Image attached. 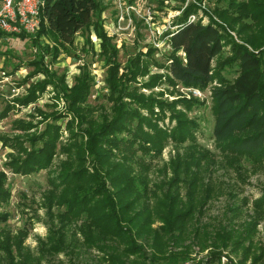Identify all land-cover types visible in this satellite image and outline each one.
<instances>
[{
  "label": "rangeland",
  "instance_id": "rangeland-1",
  "mask_svg": "<svg viewBox=\"0 0 264 264\" xmlns=\"http://www.w3.org/2000/svg\"><path fill=\"white\" fill-rule=\"evenodd\" d=\"M99 2L103 10L97 22L113 36L117 49L111 59L100 53L91 26L77 31L71 44L50 32L25 38L0 34V185L7 192L0 196V264H264V212L255 207L264 193V157L257 162L219 153L211 135L210 89L236 75L225 62L227 47L211 61L212 78L202 89L179 83L145 89L139 84L147 75L131 72L125 78L133 66L130 60L148 46L156 48L149 55L153 61H164L169 48L160 33L189 2L196 6L193 20H214L226 40L259 55L264 49V0ZM111 64L117 65L115 77ZM154 72L150 67L148 74ZM79 84L85 90L74 95ZM134 88L145 97L162 91L156 98L174 102L175 111L197 124L193 148L196 144L199 155L186 158L190 164L185 168L187 143L166 140L158 154L136 152L146 165L127 176L131 190L120 203L134 190L139 199L130 200L109 223L117 235L97 234L87 220V204L71 207L66 183L60 180L81 166L88 174L97 173L94 183L111 196L124 184L123 179L110 184L104 172L112 161L98 164L88 145L99 149L93 131L111 119L113 99L129 101L127 93ZM30 91L34 99L22 103ZM168 120L165 112L157 126L169 131L174 121ZM113 137L127 136L121 132ZM45 145L51 147L48 152ZM36 155L47 159L38 165ZM29 158L33 168L26 171L20 166ZM12 159L19 161L18 170ZM175 173L177 183L169 184ZM85 182L89 188L79 196L94 186ZM142 205L152 215L141 229L135 213ZM179 212L183 215L175 222Z\"/></svg>",
  "mask_w": 264,
  "mask_h": 264
},
{
  "label": "trees",
  "instance_id": "trees-1",
  "mask_svg": "<svg viewBox=\"0 0 264 264\" xmlns=\"http://www.w3.org/2000/svg\"><path fill=\"white\" fill-rule=\"evenodd\" d=\"M102 10L103 6L99 0H43L38 14L39 27L34 37L50 32L54 33L63 44H71L77 31L91 26V30L99 39L100 53L107 54V57L111 59L117 49L112 42L113 36L107 35L102 25L97 22ZM179 10L175 18L170 21L169 26L173 28H166L160 33L169 48L164 61L162 63L153 61L149 55L155 52L156 48L148 46L144 51H137L130 60L133 66L126 73L125 78L131 72L139 76L147 75L146 80L139 84L140 88L145 89L166 83H179L183 86L202 89L212 78L211 61L227 47L230 54L228 61L225 62L233 68L236 75L233 78L222 79L217 86L210 89L213 104L211 131L213 145L219 153L235 158L247 156L253 161H260L264 157V49L259 55H254L243 44L226 40L214 20L208 19L205 24L201 23L200 19L188 21V17L195 13V2H189ZM93 16H95L94 19ZM140 22L144 24L143 18ZM9 36L29 37L25 34ZM245 41L254 45L252 39L245 38ZM111 67L115 77L117 65L111 64ZM150 67H155L158 72L148 74ZM107 83L114 85L110 80ZM81 89H84V86L79 84L74 95ZM161 93L162 91L145 97L134 88L127 93L129 101L124 102L114 98L111 119L100 124L93 131L99 142V149H94L96 145L93 144L88 145V149L95 150L98 164L103 163V160L112 161L111 166L104 172L110 184L113 185L115 181L123 179L124 184L116 190L115 197L94 183L97 178L93 175L97 173L88 174L81 166L67 171L61 177L60 182L66 183L68 203L72 204L71 207L77 206V202L87 204V220L91 222L92 231L97 234L117 235L114 231L115 227L110 228L109 223H114V215L125 204L130 200L136 202L139 199L138 193L134 190V195L130 199L120 203L122 196L131 190L128 186L130 178L127 176L130 173L140 172L138 165L140 167L146 165L145 159H138L136 152L158 154L166 140L177 145L187 143L188 148L185 153L189 151V154L186 157L184 153L179 154V157L184 155L182 163L185 168L189 166V160L194 158V153L195 159L199 155L196 144L195 150L193 148L196 142L193 131L196 130L197 124L187 119L183 113L175 111L174 102L156 98L161 96ZM34 97L30 91L22 103L33 100ZM184 106L189 107L188 104ZM165 112L168 113V122L174 121V126L169 131H167L168 127L162 125V128H159L156 123L157 120L164 118ZM121 132L126 133L127 137L124 139L113 137ZM48 135L51 136L52 133ZM101 144L104 147H101ZM50 148V145H45L43 150L48 152ZM45 156L48 157L49 154ZM47 157L42 159L36 155L35 163L39 165L45 162ZM130 162L137 167L132 168ZM31 163L29 158L24 160L21 166L17 159H12L10 164L15 170H18L20 166L29 171L33 168ZM195 167H198L196 160ZM178 174H174L169 184L177 183ZM0 177H2L1 174ZM85 181L92 182L94 186L79 196L82 189L89 188ZM6 195V190L0 185V196ZM255 207L264 212V193L255 202ZM139 210L135 213L137 225L141 229L147 228L152 214L144 208V205ZM182 215L183 212L177 213L174 221L179 222ZM115 224L118 226V221Z\"/></svg>",
  "mask_w": 264,
  "mask_h": 264
},
{
  "label": "built area",
  "instance_id": "built-area-1",
  "mask_svg": "<svg viewBox=\"0 0 264 264\" xmlns=\"http://www.w3.org/2000/svg\"><path fill=\"white\" fill-rule=\"evenodd\" d=\"M42 4L43 0H0V32L5 36L34 35L39 27L38 14ZM193 19V15L188 17V21ZM169 24L167 28L172 29ZM195 94H198L197 90Z\"/></svg>",
  "mask_w": 264,
  "mask_h": 264
}]
</instances>
